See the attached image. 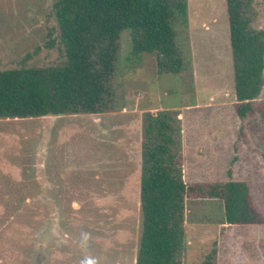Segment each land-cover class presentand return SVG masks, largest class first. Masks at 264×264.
Segmentation results:
<instances>
[{"label":"rangeland","instance_id":"374dc122","mask_svg":"<svg viewBox=\"0 0 264 264\" xmlns=\"http://www.w3.org/2000/svg\"><path fill=\"white\" fill-rule=\"evenodd\" d=\"M186 1L173 21L180 73L133 53L122 30L106 110L0 119V264H135L145 112L171 115L184 182L244 181L264 216V119H240L232 107L226 0ZM244 2L250 28H264V1ZM52 4L0 0V69L64 61ZM222 213L221 200L191 193L180 263L264 264V223L229 225Z\"/></svg>","mask_w":264,"mask_h":264},{"label":"trees","instance_id":"16d2710c","mask_svg":"<svg viewBox=\"0 0 264 264\" xmlns=\"http://www.w3.org/2000/svg\"><path fill=\"white\" fill-rule=\"evenodd\" d=\"M264 1V0H263ZM64 61L52 66L0 69V119L100 113L113 96L111 79L122 30L133 53H153L158 71L180 73L183 58L173 21L186 0H53ZM236 115L264 119V28L252 29L244 0H226ZM264 9V6H263ZM177 128L167 111L145 112L140 161L141 234L135 264H181L186 199L221 200L222 222L263 224L246 182L187 184Z\"/></svg>","mask_w":264,"mask_h":264},{"label":"clouds","instance_id":"9594fccd","mask_svg":"<svg viewBox=\"0 0 264 264\" xmlns=\"http://www.w3.org/2000/svg\"><path fill=\"white\" fill-rule=\"evenodd\" d=\"M89 236L87 233H82L81 234V241L82 243H86L88 240ZM80 264H99V260L96 257L92 256H87L84 257L81 261Z\"/></svg>","mask_w":264,"mask_h":264},{"label":"crops","instance_id":"0c3cea01","mask_svg":"<svg viewBox=\"0 0 264 264\" xmlns=\"http://www.w3.org/2000/svg\"><path fill=\"white\" fill-rule=\"evenodd\" d=\"M229 41V40H228ZM230 43V42H229ZM234 95H235V93H234ZM234 102H235V100L232 102V107H233V104H234ZM234 109V108H233ZM241 119V118H240ZM182 155V154H181ZM182 164H183V162H182Z\"/></svg>","mask_w":264,"mask_h":264}]
</instances>
